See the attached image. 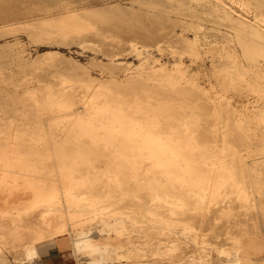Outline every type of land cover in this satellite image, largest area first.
Returning a JSON list of instances; mask_svg holds the SVG:
<instances>
[{
	"label": "bare ground",
	"instance_id": "bare-ground-1",
	"mask_svg": "<svg viewBox=\"0 0 264 264\" xmlns=\"http://www.w3.org/2000/svg\"><path fill=\"white\" fill-rule=\"evenodd\" d=\"M184 1L188 20L174 18L170 11H160L157 20L147 14L146 20L160 25L157 32L139 23L140 15L121 5L108 7L111 13L83 9L92 14L84 18L77 11L79 5L71 8V2L63 1L60 6L68 14L43 21L61 34L106 36L107 30L115 31L120 37L127 36V42L116 39L124 41L127 53L140 59L155 57V51L160 54L165 38L186 41L187 49L172 51L180 56L171 68L163 63L158 67L155 62L133 71L125 61H117L126 53H113L114 65L108 67L117 89L101 80L89 83L79 97L67 91L66 85L57 89L45 85L22 97L15 93L14 71L9 70L11 76L7 69L0 71V257H5L4 245L10 243L21 245V258L30 260L38 253L39 242L68 233L70 226L77 251L97 256L94 263L112 261L120 252L119 245L96 239L85 226L99 220L108 232H125L126 212L105 202H115V197L139 202L140 192L147 198L144 208L149 220L162 223L160 226H176L174 214L178 211L191 212L197 216L194 220L205 218L211 225L222 208L224 215L249 216L250 226L264 245V0ZM176 25H181L179 34ZM134 37L141 38V43ZM120 70H124L125 80H119ZM141 85L149 88L143 99L128 97L120 88L129 87L136 95ZM203 104L211 108L214 118L208 135L200 128ZM93 157L105 158L103 166ZM224 200L227 207L223 208ZM162 207L169 210L164 216L176 217H160ZM135 212L137 217L144 210ZM253 242L246 239L221 252L237 253L239 264L249 257ZM241 248L244 250L239 251Z\"/></svg>",
	"mask_w": 264,
	"mask_h": 264
},
{
	"label": "rangeland",
	"instance_id": "rangeland-1",
	"mask_svg": "<svg viewBox=\"0 0 264 264\" xmlns=\"http://www.w3.org/2000/svg\"><path fill=\"white\" fill-rule=\"evenodd\" d=\"M63 1L71 2V5H70V6H72L71 8H73V7L76 8L79 5V7H78L79 9L77 11L81 12L82 14L79 13V15L84 17V18H86V17L91 18L92 14H90V13L86 14L85 13L86 11L83 9L91 8L92 10H98L101 12L107 10L106 12L109 11V13H111L110 9H108V7L110 8L111 5H117V6L121 5V8L123 7L122 9L130 8L136 14H139L140 15L139 23H145L146 28H150L156 32L158 31V27H160V25L157 24L153 20H151V21L155 22V24L150 22L149 20H146L147 14H148V17H150V15H151L150 18L154 17L157 20L159 18L158 16L161 13H163V12L166 13V11H170V15L174 18L179 17L182 20H188L189 19L187 16H185V13L189 9L186 8L187 5L185 4L184 0H109V1L108 0H85L86 2L82 1V0H81V2H80V0H10V1L9 0H0V12H1L0 13L1 14L0 15V20H1L0 21V35H1V37H0V48H1L0 49V61H2V62H0V66H2L0 71H2V69H7L6 74L8 73L9 76H11L10 74L12 73V72L10 73V71L11 70L14 71L15 74H12V76L18 83V86L15 89V93H17L18 96H22V97L26 96L27 97V95L29 94L30 91L37 90L40 88L42 89V86L44 88L45 85H52L51 87H53L54 89L55 88L57 89V88H60V87L66 85L67 91H69V92L73 91V93L74 94L76 93V95H78V97H79V95L84 94L83 90L85 87H88L89 83H92L94 81L95 82L101 81V80L106 81L105 83L108 85H109L108 82H110L109 86L113 87L114 89H117V87L115 88L114 86H112L113 84L111 83V72H110L111 70L109 69L114 65V62H112V58H113L112 54L113 53L120 51V50L123 51V53H126L127 55L123 54L121 56L122 58H118L117 61L118 60L119 61L120 60L125 61V65L129 66L130 70L136 71L137 68L142 66V65H150L151 66L155 62L159 63L158 67H160L161 63H163V65H167L168 67L171 68L175 64H177V62L179 60V56H180L178 52L176 54H174V52H172V51L173 50H176V51L180 50L181 51L183 49L188 48L187 44L185 43L186 41H184L182 39L171 40L170 38H165L164 43H163L164 44V50L160 54L155 51L154 52L155 57H153V58H141L140 59L135 54H133V52L130 54L127 53V52H129V49L126 48L127 47L126 45H122V42L125 41L124 39H126L127 36L121 35V37H120L119 36L120 34H117L115 31L111 32V31L107 30L105 32L106 36L98 35L96 33L95 34H78V33H74V32H69L67 34L58 33L55 31V28L45 24L43 21L51 20V19H53V20L58 19L62 15L64 16L65 12H66V14H68V9L60 6L61 4L59 2L62 3ZM90 1H91V3L92 2L93 3L90 4L89 3ZM106 1H108V2H106ZM181 2H182V5H181ZM109 3H111V4H109ZM33 4H34V6H33ZM40 4H43V5H40ZM33 7H34V9H32ZM164 7H166V8H164ZM29 8L32 9V11ZM178 8H179V11L181 13L178 11ZM182 9L184 12L182 11ZM175 10L177 12H175ZM83 11H84V13H83ZM160 11H161V13H160ZM138 12H141L142 14H144L146 16V18H145V16H143L141 13H138ZM178 13L180 16L178 15ZM44 18H46V19H44ZM33 21H37V22H34V24H33ZM20 22H22V23H20ZM37 24H38V26H37ZM26 25L29 27H27ZM40 25L42 27H39ZM47 26L49 28L50 27L51 28L48 29ZM223 27H225V26H223ZM34 28H36L35 29L36 31L34 30ZM40 30H44L41 33V35H40V32H41ZM175 31L179 34L181 32V25H176ZM72 33H74V34H72ZM36 35H38V37ZM188 35L191 36V33L188 32ZM101 38L103 41L101 40ZM120 38H122L124 41L119 42L116 40V39H120ZM181 38H184V37H181ZM134 40L139 41L141 43L140 40H142V39L139 37H134ZM125 42H127V39ZM4 49L6 52L4 51ZM5 53H6V55H5ZM45 53H47V54H45ZM52 53H54V54H52ZM47 56H48V58H47ZM6 60H8L10 63ZM54 61H56V62H54ZM37 63H39V64H37ZM49 63H50V65H48ZM110 65H111V67H108ZM9 66H11V67L9 68ZM124 73H125L124 70L119 71V74L121 75L119 77V80H122V79L125 80L124 75H123ZM141 87H143V89ZM120 88L123 89L124 92H126V94H128V97L136 96L140 99L145 98L146 93L149 92L148 91L149 88L144 86V85H141L140 87H138V89L140 88V91H138V89L135 90L136 95H134L133 90L130 91L131 88H129V87H127V88L130 90H127V88L125 89V87H123V88L120 87ZM145 88H147V90ZM128 91H130V92H128ZM154 93H156V92H154ZM140 95H142V96H140ZM253 99L254 98H251V100H253ZM1 103L3 104L4 102L1 101ZM203 106H200V108H199V110L201 111V117L203 119V120H201L200 128H202V130L204 129L203 130L204 133L206 132V134L208 135V133H207L208 129L207 128H210L212 121H214V118H213L212 113H211V108L208 106V109H206V106L204 104H203ZM209 108H210V110H209ZM204 109H206L208 111H205ZM207 113H209V114H207ZM206 117H207V119H206ZM209 119H210V122L208 121ZM203 122H204V124H203ZM58 136L61 137L62 135L59 134ZM199 136H201V134ZM208 139H210V137ZM93 158H94V160L99 159L98 160L99 161L98 166H100V167L103 166V162H105V158L104 159H103V157H100V158L98 157V159L95 157H93ZM100 160H102V163L100 162ZM118 192H120V191H118ZM140 195L143 198H141ZM144 198H146V196H144L143 192H140L139 193V200H140L139 202L138 201L136 202V200L132 201V198H128V199L123 198L124 201H123V199H119V198H118L119 200H116V197L114 198L115 202L114 201H111V202L109 201L108 203L105 202V204H108V206L113 207V208L117 207V210L124 211V212H126V214H128V212H129L128 216L124 213V217H125L126 222H127L126 223L127 228L125 229V232H123L121 234L114 233V232H108V231L104 230V226H103V224H101V221L98 222L99 220H96V221H94V223L92 222V223L87 224L85 226V228L88 230V231L87 230L86 231L88 233H90L92 236H94L96 239H100V240L109 239V240L113 241L114 243H116L120 246V247L118 246V251H120L119 254L117 255L118 257L116 256V258H114V260H112V261H109V262L102 261L101 263H98V262L94 263L95 262L94 258L97 256H93V255L91 256L89 253L86 254V252L77 251L74 248V243H73L74 238L76 236L75 231L69 226L68 233L61 235L59 238L49 239L47 241L39 243V252L34 256V257H38V258H35V259H33V258L30 260L25 259V261H24L23 260L24 258H21V257H23V255H22V253H20V252H22V250H21L22 248H21V245H19V244H16L17 246H15V245L13 246L12 244L10 245V243H9V245H6V247L4 245V248H6L4 251L6 258L4 257L5 258L4 259V258L0 257V264H3V263L6 264L5 263L6 259L8 262L9 261L11 262V263H7V264H16L17 262H19V260H20L19 264H22V263L23 264H182V261L184 264H222V263L225 264L226 262H227L226 264H230V263L231 264H237L236 262L238 261V257H239L237 253H235V252H233V253L221 252V249H225L227 251L231 250L234 247V244L237 245V243H238V245H241V244H243V241L246 239L248 241L253 240L254 241L253 243L255 245L250 247L251 249L249 248V251L252 250V252H250L252 255L250 256V253H249L248 254L249 257L248 258L245 257L244 258L245 261H243L244 260L243 259L242 260L243 262L241 261V263H239V264H252V262L254 263V261H255V263H258V264H264V250H263L264 245L262 244V242H260L261 240H260V236H259L258 232L256 234V231L252 229L251 226H252L253 221H252V219L249 218V216H242V218H240L241 217L240 215H235V216L233 215L234 218H232L233 216H229L226 213L224 215V210L221 208L220 209L221 211L218 210L214 214L213 222L210 225V223L206 224L207 221H205V218H202L203 219L202 220L199 217H198V220L200 219V222L195 219L196 222L194 223V221H195L194 218H197V216H195V214L193 217L192 216L193 214H189L191 212H189L187 214L185 212L180 213L181 211H178L177 213H179V214H177V213L174 214L177 217L171 215L170 213L168 214L169 215L168 217H171V216L174 218L176 217V219L178 221L176 226H173L172 228H170L171 229V231H170L169 228L164 227L163 225L160 226L162 223L160 224V222H158V221L155 222V221L149 220L150 216L147 215L148 210L145 211L146 208H144L146 206L145 204H146L147 198L145 199V202L143 201ZM125 200L127 201V203L128 202L129 203L127 204ZM112 203H114V204H112ZM223 203L225 205H227L225 203V200H224V202L223 201L221 202V206H223V208L227 207ZM126 204H127V206H126ZM117 205H119V207ZM118 208H120V209H118ZM133 208L134 209L136 208V209L134 210ZM142 209L144 210V212H142L139 216L136 217L135 211L136 210L137 211L138 210L143 211ZM162 209H164V210L162 211ZM193 211L194 210H192V212ZM159 212H162L161 215L159 214L160 217L166 218L167 216H164V215L167 214V212H169V210L162 207ZM130 214L132 216H130ZM181 214L183 216H185L187 214L186 218L184 217V219H183ZM141 215L144 216V217L142 216L143 219L141 218ZM188 215H190L192 217V219H189L191 217ZM179 217H181V219ZM179 219L181 220V222ZM183 220H185L184 223H186V226L187 227L190 226L191 228L185 227ZM186 221H188V222H186ZM149 222H151V223H149ZM154 222L157 225L154 224ZM201 222H202V224H201ZM146 224H147V226H146ZM151 224H154V225H151ZM191 224L192 225L196 224V226L193 225V229H192ZM155 225L158 227H162V228L160 229L157 227L158 228L157 229ZM152 226H154L155 228ZM177 226L181 227V229L180 228L178 229ZM200 226H201V228H200ZM174 227L177 228V231L174 230V229H176ZM195 228L196 229L198 228L197 229L198 231ZM190 229L192 230V234H191ZM159 230L162 232V234H160L161 232ZM163 230H164V233H163ZM194 230L197 232H195ZM202 230H203V232H202ZM233 234H235V235H233ZM193 235H196V236H194L195 238H193ZM181 237H182V239H180ZM236 237H237V239H239L238 242H237ZM160 238H161V241H160ZM232 238L234 241L232 240ZM176 240L178 241V244H177ZM180 240H182L183 242L184 241H186V242H184V244H183L182 241L179 242ZM241 240H243V241H241ZM0 241H1V238H0ZM239 241H240V243H239ZM256 242L257 243L259 242V243L257 244ZM167 243H169V245ZM179 243L182 245H180ZM171 244L172 245L174 244V245L171 246ZM259 244L260 245L262 244L261 246L263 247L262 248L263 251L260 250L261 246L259 247ZM135 245L138 246L139 249ZM175 245H177V247ZM8 246H10V247H8ZM254 246L257 248L255 249ZM16 247H18V248H16ZM59 247H61V248L63 247L62 249L65 250L64 251V254H65L64 257L65 258H63V256L61 255V253L59 251ZM154 247H156V248H154ZM174 247H176L175 249H177V248L178 249L175 250ZM14 248L16 250H14ZM10 249H12V250H10ZM161 249L162 250L167 249V250L162 251ZM244 249L247 250L248 248H246V246H245ZM244 249L241 248V249H239V251H243ZM257 249H259V250H257ZM132 250L133 251L136 250L134 252L135 254L132 252ZM137 250H140V251H137ZM141 250L143 252H141ZM181 250H183V253H181L182 252ZM184 250H185V252H184ZM256 250L258 252H256ZM10 251H13V252L10 253ZM176 251H177V253H176ZM128 252L131 254V256H129L130 254ZM167 252H168V254L172 253L173 256H170V255L168 256ZM254 252H256V253H254ZM141 253H143V255ZM179 253H181L183 255H181ZM179 255H181V257ZM178 256L180 257V259ZM199 257L202 258L203 260H201ZM249 258H252V260H254V261H251V259L248 260ZM16 259H18V260H16ZM172 259H173V261H172ZM3 260H5V261L3 262ZM199 261H201V262H199ZM248 261H249V263H248Z\"/></svg>",
	"mask_w": 264,
	"mask_h": 264
},
{
	"label": "crops",
	"instance_id": "crops-1",
	"mask_svg": "<svg viewBox=\"0 0 264 264\" xmlns=\"http://www.w3.org/2000/svg\"><path fill=\"white\" fill-rule=\"evenodd\" d=\"M56 238H59V237H56ZM56 238H52V239H56ZM47 240H49V239H47ZM47 240H45V241H47ZM42 242H44V241H41V242H39V243H42ZM39 243L37 244V249H38V252H39ZM63 248V247H62ZM61 247H59V251H60V253H61V255L63 256V258H65L64 256H65V254H64V249H62Z\"/></svg>",
	"mask_w": 264,
	"mask_h": 264
},
{
	"label": "clouds",
	"instance_id": "clouds-1",
	"mask_svg": "<svg viewBox=\"0 0 264 264\" xmlns=\"http://www.w3.org/2000/svg\"><path fill=\"white\" fill-rule=\"evenodd\" d=\"M35 258H38V257H33V259H35Z\"/></svg>",
	"mask_w": 264,
	"mask_h": 264
}]
</instances>
